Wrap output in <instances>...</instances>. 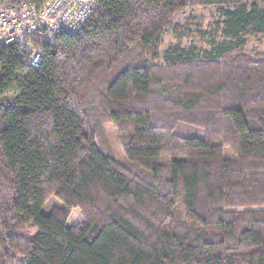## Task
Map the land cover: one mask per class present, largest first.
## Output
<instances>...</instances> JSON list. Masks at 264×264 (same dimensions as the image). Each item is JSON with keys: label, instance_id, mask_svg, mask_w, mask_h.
<instances>
[{"label": "trees", "instance_id": "trees-1", "mask_svg": "<svg viewBox=\"0 0 264 264\" xmlns=\"http://www.w3.org/2000/svg\"><path fill=\"white\" fill-rule=\"evenodd\" d=\"M94 2L37 68L0 53V264H264V55L242 52L264 0ZM192 5L224 41L158 63ZM102 122L135 171L98 145Z\"/></svg>", "mask_w": 264, "mask_h": 264}, {"label": "built area", "instance_id": "built-area-1", "mask_svg": "<svg viewBox=\"0 0 264 264\" xmlns=\"http://www.w3.org/2000/svg\"><path fill=\"white\" fill-rule=\"evenodd\" d=\"M95 10L94 0H0V53L13 51L37 68L39 46L77 33Z\"/></svg>", "mask_w": 264, "mask_h": 264}, {"label": "rangeland", "instance_id": "rangeland-1", "mask_svg": "<svg viewBox=\"0 0 264 264\" xmlns=\"http://www.w3.org/2000/svg\"><path fill=\"white\" fill-rule=\"evenodd\" d=\"M243 2H258L261 5L262 0H241ZM196 3V2H195ZM218 20L213 7H202L192 5L174 15L171 25L165 30L160 46V54L158 63L163 61V54L171 46H180L184 48H193L199 58L205 57V54L214 53L216 46L221 45L224 41L221 37L220 30L214 32V23ZM179 26L178 31L174 30L175 26ZM191 31V34L185 35V28ZM198 31L204 32L205 35H198ZM242 52L252 59L259 58L264 55V39H255L250 37L248 44L242 49ZM102 150H106L111 158L117 163H121L130 167L133 171L134 167L125 158L119 144V138L114 127L106 122H102L100 136L97 140ZM169 157H164L167 160ZM60 202L55 197H48L43 208V213H48L54 206H58ZM82 222V216L79 209H72L67 220V224L77 227Z\"/></svg>", "mask_w": 264, "mask_h": 264}, {"label": "crops", "instance_id": "crops-1", "mask_svg": "<svg viewBox=\"0 0 264 264\" xmlns=\"http://www.w3.org/2000/svg\"><path fill=\"white\" fill-rule=\"evenodd\" d=\"M245 3H247V2H245ZM251 3H255V4H257V5L260 4V3H258V2H250V3H247V4H251Z\"/></svg>", "mask_w": 264, "mask_h": 264}]
</instances>
